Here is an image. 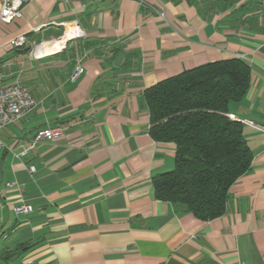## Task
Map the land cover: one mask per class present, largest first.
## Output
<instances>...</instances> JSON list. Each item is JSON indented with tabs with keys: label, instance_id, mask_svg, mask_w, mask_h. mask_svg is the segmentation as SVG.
Segmentation results:
<instances>
[{
	"label": "crops",
	"instance_id": "0c3cea01",
	"mask_svg": "<svg viewBox=\"0 0 264 264\" xmlns=\"http://www.w3.org/2000/svg\"><path fill=\"white\" fill-rule=\"evenodd\" d=\"M68 26L83 35L64 39ZM20 34L28 46L10 48ZM231 57L250 68L227 110L253 157L204 221L154 195L175 145L150 136L143 91ZM10 83L37 104L0 129L1 264H264V0H27L0 22ZM55 126L62 136L30 147ZM21 202L31 211L16 214Z\"/></svg>",
	"mask_w": 264,
	"mask_h": 264
},
{
	"label": "trees",
	"instance_id": "16d2710c",
	"mask_svg": "<svg viewBox=\"0 0 264 264\" xmlns=\"http://www.w3.org/2000/svg\"><path fill=\"white\" fill-rule=\"evenodd\" d=\"M249 80L248 64L231 57L172 75L143 91L150 136L175 145L173 167L152 178L157 199L204 221L224 214L229 188L253 157L242 123L227 110L229 102L245 95Z\"/></svg>",
	"mask_w": 264,
	"mask_h": 264
},
{
	"label": "built area",
	"instance_id": "2783aa9c",
	"mask_svg": "<svg viewBox=\"0 0 264 264\" xmlns=\"http://www.w3.org/2000/svg\"><path fill=\"white\" fill-rule=\"evenodd\" d=\"M2 8L0 11V22L4 24L11 23L15 18L21 16V8L27 2V0H2ZM163 16V13H159ZM67 38L82 36V31L77 27L68 26ZM66 41V40H65ZM10 48H22L28 46L27 37L24 34L17 35L11 38L8 42ZM35 49L39 47V44H34ZM40 53L34 52V56H38ZM83 69L80 65H77L75 70L70 75V82H74L82 73ZM36 101L30 94L27 87L20 83H10L0 87V129L22 119L28 114L35 106ZM62 136V129L59 126L48 127L38 130L30 147L41 140H53ZM1 145V141H0ZM33 170V167H30ZM16 214H26L31 211V206L24 202H21L13 208Z\"/></svg>",
	"mask_w": 264,
	"mask_h": 264
}]
</instances>
